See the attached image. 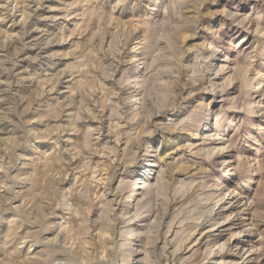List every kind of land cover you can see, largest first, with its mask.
Returning a JSON list of instances; mask_svg holds the SVG:
<instances>
[{
    "label": "rangeland",
    "instance_id": "obj_1",
    "mask_svg": "<svg viewBox=\"0 0 264 264\" xmlns=\"http://www.w3.org/2000/svg\"><path fill=\"white\" fill-rule=\"evenodd\" d=\"M0 264H264V0H0Z\"/></svg>",
    "mask_w": 264,
    "mask_h": 264
},
{
    "label": "bare ground",
    "instance_id": "obj_2",
    "mask_svg": "<svg viewBox=\"0 0 264 264\" xmlns=\"http://www.w3.org/2000/svg\"><path fill=\"white\" fill-rule=\"evenodd\" d=\"M103 171V170H102Z\"/></svg>",
    "mask_w": 264,
    "mask_h": 264
}]
</instances>
